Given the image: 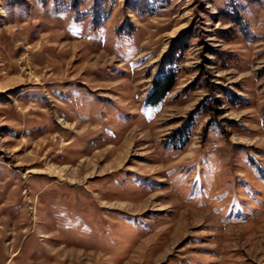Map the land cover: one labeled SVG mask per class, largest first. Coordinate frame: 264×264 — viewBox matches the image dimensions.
<instances>
[{"label": "rangeland", "instance_id": "rangeland-1", "mask_svg": "<svg viewBox=\"0 0 264 264\" xmlns=\"http://www.w3.org/2000/svg\"><path fill=\"white\" fill-rule=\"evenodd\" d=\"M0 264H264V0H0Z\"/></svg>", "mask_w": 264, "mask_h": 264}, {"label": "trees", "instance_id": "trees-1", "mask_svg": "<svg viewBox=\"0 0 264 264\" xmlns=\"http://www.w3.org/2000/svg\"><path fill=\"white\" fill-rule=\"evenodd\" d=\"M176 82V76L171 71L163 76V78L155 83L154 88L151 91V104H158L161 100H163L173 89Z\"/></svg>", "mask_w": 264, "mask_h": 264}]
</instances>
